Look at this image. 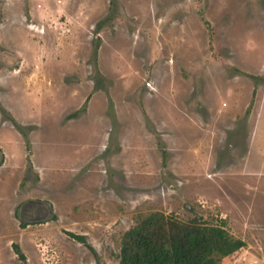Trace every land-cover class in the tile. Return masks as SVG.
Returning a JSON list of instances; mask_svg holds the SVG:
<instances>
[{
  "label": "rangeland",
  "instance_id": "obj_1",
  "mask_svg": "<svg viewBox=\"0 0 264 264\" xmlns=\"http://www.w3.org/2000/svg\"><path fill=\"white\" fill-rule=\"evenodd\" d=\"M154 212L264 264V0H0V264H119Z\"/></svg>",
  "mask_w": 264,
  "mask_h": 264
},
{
  "label": "trees",
  "instance_id": "obj_2",
  "mask_svg": "<svg viewBox=\"0 0 264 264\" xmlns=\"http://www.w3.org/2000/svg\"><path fill=\"white\" fill-rule=\"evenodd\" d=\"M83 243V238L73 236ZM241 240L231 238L220 228L185 224L154 212L139 216L120 243L119 264H218L222 258L239 251ZM18 259L25 257L17 245Z\"/></svg>",
  "mask_w": 264,
  "mask_h": 264
},
{
  "label": "flooded vegetation",
  "instance_id": "obj_3",
  "mask_svg": "<svg viewBox=\"0 0 264 264\" xmlns=\"http://www.w3.org/2000/svg\"><path fill=\"white\" fill-rule=\"evenodd\" d=\"M16 215L21 224H40L52 218V210L44 201L28 199L19 204Z\"/></svg>",
  "mask_w": 264,
  "mask_h": 264
}]
</instances>
